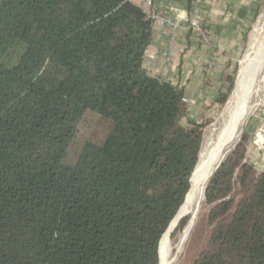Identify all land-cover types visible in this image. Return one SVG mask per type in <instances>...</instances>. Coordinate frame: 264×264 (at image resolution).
Wrapping results in <instances>:
<instances>
[{
    "label": "trees",
    "instance_id": "obj_1",
    "mask_svg": "<svg viewBox=\"0 0 264 264\" xmlns=\"http://www.w3.org/2000/svg\"><path fill=\"white\" fill-rule=\"evenodd\" d=\"M153 26L131 0H0V264L160 263L208 119H189L185 88L145 70ZM250 139L208 182L193 264H264Z\"/></svg>",
    "mask_w": 264,
    "mask_h": 264
},
{
    "label": "crops",
    "instance_id": "obj_2",
    "mask_svg": "<svg viewBox=\"0 0 264 264\" xmlns=\"http://www.w3.org/2000/svg\"><path fill=\"white\" fill-rule=\"evenodd\" d=\"M133 2L142 6L139 1ZM263 6L264 0H202L201 27L191 29L189 0H156L154 14L179 23L180 29L170 45L169 30L154 24L153 41L144 57L145 70L153 77L185 88V97L196 101L189 108L193 119H207L219 107V93L226 87V77L237 69ZM203 36L211 43L207 44ZM170 49L173 54L168 61ZM256 158L264 162L260 154Z\"/></svg>",
    "mask_w": 264,
    "mask_h": 264
},
{
    "label": "bare ground",
    "instance_id": "obj_3",
    "mask_svg": "<svg viewBox=\"0 0 264 264\" xmlns=\"http://www.w3.org/2000/svg\"><path fill=\"white\" fill-rule=\"evenodd\" d=\"M261 92H264V40L254 53L246 55L241 62L234 91L229 98L224 115L218 121V123H221L218 135L215 140L208 146L206 145L201 151L200 160L195 169V182L191 186L184 205L180 208L176 218L161 240L160 264H170L169 260L171 259L173 248L170 236L184 217H190V219L184 231L179 235L177 244L179 252L182 250V245L187 243L190 233L195 225L198 224L197 220L198 217L200 218L199 214L202 205L206 204L204 202L207 182L217 166L227 156L232 146L236 144L239 139L241 126L247 114L254 108L253 99Z\"/></svg>",
    "mask_w": 264,
    "mask_h": 264
},
{
    "label": "rangeland",
    "instance_id": "obj_4",
    "mask_svg": "<svg viewBox=\"0 0 264 264\" xmlns=\"http://www.w3.org/2000/svg\"><path fill=\"white\" fill-rule=\"evenodd\" d=\"M263 24H264V6L263 8H261L259 16L250 32L247 48L237 63V75H238L241 62L243 61L245 56L250 53H254L256 51V48L263 42L264 40V35H263L264 25ZM237 75H236V79H237ZM235 83H236V80H235ZM234 88H235V85H234ZM253 103L255 104L254 108H252L250 112L247 114L248 117L246 116L245 121L243 122L241 126L239 139L236 141V144L240 140L243 132L248 131L250 133V138H251L249 142V146H248V158L250 159L252 163L256 165V167L259 170H263L264 162L263 161L260 162V160L256 158V155L260 154V156L264 157V92H261L257 97H255L253 99ZM227 104L228 103H226L225 106L223 107H217L216 109H214V111L212 112V115L207 118L208 120L204 128V141H203L202 150L206 145L208 146L213 140L216 139L218 132L220 130V126H221L220 125L221 123L220 122L218 123V121L224 115ZM235 145L232 146V148L230 149L229 151L230 153L233 151ZM254 152H256L255 155H254ZM204 203H206V199ZM209 210H210V207L207 203L202 205L201 212L199 214L200 218L198 217V220H197L198 224L195 225L196 229L195 227L193 228L192 232L190 233L186 241L187 243L185 242L186 244L182 245L181 247L182 250H180L179 252V250L177 249L178 238L181 232L184 231V228L188 224L187 223L184 227L181 226V221L186 217H184L180 221V224L177 230H175L170 236L171 241L173 242L172 255L170 257L171 259L169 260L170 264H193V262L197 259L198 255L201 253V251H203L208 241L209 231H210V227L208 224Z\"/></svg>",
    "mask_w": 264,
    "mask_h": 264
},
{
    "label": "built area",
    "instance_id": "obj_5",
    "mask_svg": "<svg viewBox=\"0 0 264 264\" xmlns=\"http://www.w3.org/2000/svg\"><path fill=\"white\" fill-rule=\"evenodd\" d=\"M131 1H139L142 4L147 15L153 19L154 24L156 23V25H159L161 27H165L169 30L170 45H173L177 31L180 29L179 23L172 21L169 18L156 16L154 14V11H153L154 10V4H155L156 0H131ZM201 1L202 0H189V3H190V19L188 21V28L199 29L201 27V19H200ZM203 40L207 44L211 43L210 40L208 39V37H206V36H203ZM172 54H173V51H172V49H170L168 52V58H167L168 61H170ZM213 64H214L213 62L210 63L209 67H212ZM199 99L200 100L203 99V94L199 95ZM195 102L196 101L191 99V98L185 97L183 99V104L187 107H191L193 104H195ZM188 118L194 120L193 119L194 117L191 115V113H189Z\"/></svg>",
    "mask_w": 264,
    "mask_h": 264
},
{
    "label": "water",
    "instance_id": "obj_6",
    "mask_svg": "<svg viewBox=\"0 0 264 264\" xmlns=\"http://www.w3.org/2000/svg\"><path fill=\"white\" fill-rule=\"evenodd\" d=\"M228 103V102H227ZM230 153V152H229ZM228 153V154H229ZM228 154H227V156H228ZM226 156V157H227ZM226 157L223 159V161L217 166V168L215 169V171L221 166V164L224 162V160L226 159ZM214 171V172H215ZM214 172L212 173V175L214 174ZM212 175L210 176V178L212 177ZM210 178H209V180H210ZM209 180H208V182H209ZM208 182H207V185H208ZM207 185H206V188H207ZM205 192H206V189H205ZM189 194V193H188ZM188 194H187V196H188ZM187 196H186V198H187ZM206 197V196H205ZM186 200V199H185ZM162 240V239H161ZM160 245H161V241H160ZM160 245H159V247H160ZM159 258H160V263H161V255H160V252H159ZM159 263V264H160Z\"/></svg>",
    "mask_w": 264,
    "mask_h": 264
}]
</instances>
